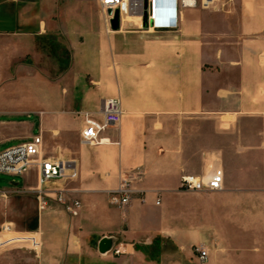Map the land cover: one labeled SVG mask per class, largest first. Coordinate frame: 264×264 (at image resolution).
<instances>
[{"label":"crops","instance_id":"obj_1","mask_svg":"<svg viewBox=\"0 0 264 264\" xmlns=\"http://www.w3.org/2000/svg\"><path fill=\"white\" fill-rule=\"evenodd\" d=\"M45 55L58 61L56 77L35 71ZM20 80L25 106L0 109V150L41 135L42 157L78 171L49 182V195L62 190L81 208L51 200L41 211L36 166L0 181V264H183L177 257L198 245L209 249L205 264H264V0L181 9L177 26L159 31L138 17L113 30L99 0H0V87ZM108 98L122 103L120 123L84 143V113L101 119ZM205 121L217 138L208 149ZM195 135L202 148L192 153ZM214 166L224 189L207 193L204 237L177 225L180 183ZM128 173L135 193L112 205ZM105 237L121 254L100 253Z\"/></svg>","mask_w":264,"mask_h":264},{"label":"built area","instance_id":"obj_2","mask_svg":"<svg viewBox=\"0 0 264 264\" xmlns=\"http://www.w3.org/2000/svg\"><path fill=\"white\" fill-rule=\"evenodd\" d=\"M217 0H99L101 10L108 22H111L115 12H119L120 21L124 17H138L143 21L146 15L147 30H167L177 26L178 13L181 9L202 8L210 9ZM123 108L120 99L108 98L104 102L101 119L84 113V128L81 138L84 143L96 145L102 142L101 134L120 123ZM43 139L41 135L33 136L29 141L0 152V174L11 176L24 175L32 166L39 172L37 201L41 211L48 208L51 200L63 205L66 211L75 213L81 208V202L69 197L64 191L56 190L55 197L49 194L46 185L54 180H73L78 177V171L69 163L47 159L41 156ZM135 174L121 176L118 187L109 193L112 205L127 206L135 193L133 182ZM180 189L187 192H219L224 189V171L215 169L207 177L184 175ZM157 204L160 201L157 200ZM8 229V228H7ZM195 252L200 264H205L209 258V249L205 245L195 246ZM121 254V248H113L109 253Z\"/></svg>","mask_w":264,"mask_h":264},{"label":"rangeland","instance_id":"obj_3","mask_svg":"<svg viewBox=\"0 0 264 264\" xmlns=\"http://www.w3.org/2000/svg\"><path fill=\"white\" fill-rule=\"evenodd\" d=\"M241 0H217L214 5L210 8L211 10H238ZM8 41V40H7ZM58 51L57 49H54V52ZM63 52L65 51V62L66 67H68V64L70 62L69 57V50L63 49ZM60 50V52H62ZM20 62H14L12 66H10L9 72L13 75V77L17 76V73L20 67ZM8 70V69H7ZM60 67L58 65V61L51 57V56H44L42 57L41 61L35 65V71L39 72H46L51 77H56L61 71ZM22 76H25V70L21 71ZM21 75V74H20ZM26 81L20 80L15 83H7L0 87V109H12V108H22L25 106V92H26ZM212 123H209L208 121H205V149L211 148L215 145H217V138L212 135ZM195 132L200 133L201 129L197 128L194 129ZM202 138L200 135H195L190 139V149L192 153H195L199 151L202 148L201 143ZM8 148L1 149L0 151H5ZM191 156H193L191 154ZM255 162V161H254ZM190 165L189 170L193 171L195 169L194 164H196V161L191 160V162H188ZM256 162L254 163V165ZM219 167L214 166V168H205L209 173L213 170L217 169ZM9 176L7 174H0V181H3V183H7V180H9ZM1 184V183H0ZM210 194V193H209ZM209 197L207 193L205 192H187L183 191V195L181 198L183 209L177 210L178 218H177V225L181 228H187L191 225L197 226L195 228V234L204 235L205 237V231L201 227L203 226V223L205 222V200H207ZM185 207V208H184ZM199 224V225H198ZM205 227V226H203ZM195 247H193L192 254L190 256V259L180 258L177 257V259H181L183 264H200L198 261V256L195 252ZM173 247L170 245L168 247V253L172 252ZM244 260L245 258H241ZM164 261H167V263L173 260V254H168L166 259ZM248 260L243 261V264H249Z\"/></svg>","mask_w":264,"mask_h":264},{"label":"water","instance_id":"obj_4","mask_svg":"<svg viewBox=\"0 0 264 264\" xmlns=\"http://www.w3.org/2000/svg\"><path fill=\"white\" fill-rule=\"evenodd\" d=\"M111 26H112L113 30H118L120 27V18H119V12L118 11L115 12L114 17L111 20ZM143 26L145 28L147 26L146 15H144V17H143ZM114 245H115L114 238L105 237L99 243V251L101 254L106 255L114 248Z\"/></svg>","mask_w":264,"mask_h":264}]
</instances>
